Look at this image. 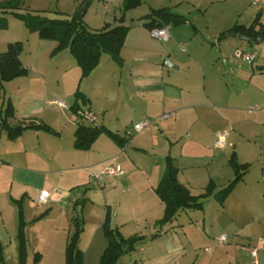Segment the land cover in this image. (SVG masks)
<instances>
[{
	"label": "crops",
	"instance_id": "crops-1",
	"mask_svg": "<svg viewBox=\"0 0 264 264\" xmlns=\"http://www.w3.org/2000/svg\"><path fill=\"white\" fill-rule=\"evenodd\" d=\"M250 1L252 2V0ZM155 2L157 3V0H154V4ZM253 4H256V0ZM263 6L260 5L261 9L257 11L255 19L258 16L260 18V23L256 27V30L263 29L264 31ZM223 18V20L217 23V27H213L212 32L214 33H212V37L215 39L213 45L219 48L221 59H224V63L222 68H218L210 74V80L208 82L205 74L202 80L196 79L195 76H189V78H185L180 82L177 79V73H171L170 71L167 73V70L176 68V72L183 74L178 64L173 61V64L171 62L165 64L166 55L169 57L167 51L151 52L149 50H143L141 48L142 46L138 45V48H134L132 54L130 53V55L125 56L127 52L125 51L127 41L121 52V64L115 62L108 55L109 57L105 65L100 62L99 66L87 77L88 79L93 76L94 80L98 79L93 89L101 92L102 88L106 87L109 76L111 75V78L118 79V83L121 85L124 74L126 73L125 70H127V80L130 81L132 86L130 99H138L143 102L144 109L142 117L146 120L155 121L156 125L158 123L159 126L162 125L159 128L162 135L166 132L168 135L173 136V140H169L168 138L169 145L167 146L159 139L156 142H150L149 145L146 143L143 144L142 147H150L155 151L157 148V166L149 169H145V166L141 168L139 164H134V167L126 169L125 166H129L130 162L123 156L127 153V146L129 144L125 148H121L109 138L122 151L119 149L114 151L113 145L108 141L102 144L99 149H108L112 153L110 152V155L99 160L100 163L95 167L97 171L89 175L90 179L97 183L95 184L97 187L89 184L81 188L83 199L87 200L83 211L88 204L94 203L92 197L95 195L100 196L103 200L104 207L103 219H105L106 211L109 208L113 215L116 212L112 226L114 227L113 223L117 222L116 228L119 229L125 238L133 235L145 237V240L140 242L134 251L138 252V258L135 259L134 264H246L245 261H242L243 259L251 263L249 250L245 249L246 251H244L240 247V243L246 240L249 243L248 245L251 246L255 239L264 234V224L261 221L264 217V190L262 191L259 187H253L249 179L251 174L250 169L252 168L251 164L254 161H260V178L264 182V65L256 66L257 71L253 72L251 80L249 81V87L245 90L236 91L229 88L226 80L227 76L229 77L231 74L225 71L226 65L232 66L233 79L241 80V68L240 66L237 69L235 68V59L238 58L236 54L240 48H237L234 38H237L238 35L231 33L230 30L235 25H243L248 28L254 23L255 19L250 25H246L240 24L239 20L234 18L230 20H226L225 17ZM119 22L120 20L116 18L115 25ZM187 23H189L188 20ZM171 32L170 29L171 38L165 43H169L174 37L177 39L178 37L180 38V33L177 30L174 33ZM224 34H226L225 37L223 36ZM261 38L264 41V37ZM63 53L71 55L69 51H64L60 54ZM247 53L256 55L257 59L259 57L256 52ZM169 58L171 59V56ZM161 59H163L162 62ZM190 61H192L191 58L185 63H189ZM166 65L169 67H166ZM115 66L122 68L121 71L118 72ZM25 67L29 70L28 66ZM202 71H204V68H202ZM253 83L255 87H253ZM105 90L107 91V89ZM106 94L105 104L108 105L112 101L114 91H107ZM84 95L88 99V105L92 108L94 105L93 100L97 96ZM242 98L244 100H250L249 102L257 108H251L255 109L254 111H250L254 112L252 117L244 118L241 115L242 113L240 111L242 110L237 105L240 104ZM116 99L117 104L122 99L121 95H117ZM53 101L50 100L46 103L54 110V112L50 113L63 116L65 114L66 116V110H68L67 105V108H63L51 103ZM23 104L22 108L14 107L16 111L15 118L10 120V125L13 127L41 126L37 122V117L46 110L43 105L45 104L43 99L28 100L24 98ZM113 105L115 106V103ZM107 107L102 106V108L97 109L99 113H103L101 116V123L103 125L101 126H105L109 130L118 133L121 137L130 138L131 141L129 132L115 131L107 126L109 124L105 125L106 114L104 113L108 111ZM79 111L76 112L78 116ZM89 111L96 116L98 115L93 109ZM192 111L196 113L199 111L200 117L199 115L198 117L200 119L205 118L206 120L204 128H202V130H205V135L204 131H202L201 138L206 137L208 145L212 143L217 148V134L226 133L228 135L226 146L224 148H217L220 150V153L214 156L206 154L199 156L187 155L185 157L184 155H171L173 148L178 143L177 139H182L181 131L183 129L184 131H191V128L189 127L188 129L187 126L191 116L190 112ZM207 111L211 113H206ZM211 120L216 123L211 124ZM69 121H71V117H69ZM78 121L90 125L82 119H78ZM97 121H99L98 116ZM117 121L118 124L121 123V127L127 124V120L123 119L120 115L117 117ZM141 122L143 121H139L136 124ZM51 129L53 131L27 128L22 136L12 141L9 140L7 133L5 135L2 134L3 129L0 119V139L4 138L2 140L8 142L6 143L7 150H0V161H2L0 179L8 176L11 177L12 187L10 192H8L12 194L10 198L19 200L24 197L23 207L26 220L29 222L27 227L28 240L33 235L34 227L41 222H48L47 220H50V218L52 220L55 212H68L74 209L70 214H67L68 221L65 220L66 224H71L67 239L69 243L75 230L74 218L79 217L77 213L79 205L77 206L76 202L83 200L75 195V187L79 186H76V182H82L84 177L80 173L71 170V168L55 167L56 161L59 165L62 162L67 163L77 153H71L72 151H69L70 154H68L65 143H63L64 136L62 132H58L53 127ZM76 129L74 130V141ZM146 130L147 128L141 132L136 130L137 137L145 134ZM42 132L54 135L56 141L45 137L46 135L42 136ZM193 135L192 132H189L188 140H192ZM103 136L106 135H102L90 150L76 149L74 142L71 150L79 153L94 152L93 150L99 147L100 140H102L101 138ZM33 138H38L39 144L44 145V147L46 146V153L41 159V162L45 161L46 169L32 166L28 162L29 151L27 147ZM193 141L200 143V140ZM46 142H51L52 144L47 145ZM10 143L14 145H9ZM203 144L205 145V143ZM227 147L233 149V153L236 154L240 164H249L250 169L225 202L221 204L216 198V194L235 178L234 170L230 165V158L233 153L230 157H226ZM206 148L208 149V146ZM139 150L144 153L146 152L145 149ZM255 156L260 159L256 158L257 160H254ZM167 157H172L175 166L179 169L178 181L186 186L192 195L200 196L205 194L206 188L211 182H214L215 190L214 194L204 201L203 210L181 211L173 227L166 231H160L158 223L164 217L165 205L157 195L155 189L165 174ZM160 159H164V165L160 164ZM182 159L185 160L186 164L183 165L181 163ZM119 160H123V163L117 162ZM196 163L203 165L207 175L204 176L202 174L198 178V176L193 175V171H189L194 170L196 167L194 165H197ZM111 166H121L124 174L119 177H103L102 172ZM55 175L59 177L56 188L52 190L46 189V185L54 179ZM93 176H98L99 178L95 179ZM37 182H41L42 185L39 196L42 191H47L50 194L47 202L41 206L38 204V197L36 206L43 210L38 214H36L33 207L34 204H32V195L35 193L33 189ZM13 192L16 193L14 194L15 196H13ZM45 212L46 215L39 218ZM50 229L48 237L50 234L56 233L57 230V228ZM245 231L246 233H244ZM156 234L157 236H155ZM222 235L229 237L227 242L220 244L218 243V238ZM16 237H18V233H16ZM102 244L103 248L101 251L104 252L107 244L104 242ZM257 247L259 248V246ZM208 248H212V250L207 251ZM263 250L260 253L259 249L260 264H264Z\"/></svg>",
	"mask_w": 264,
	"mask_h": 264
},
{
	"label": "rangeland",
	"instance_id": "rangeland-1",
	"mask_svg": "<svg viewBox=\"0 0 264 264\" xmlns=\"http://www.w3.org/2000/svg\"><path fill=\"white\" fill-rule=\"evenodd\" d=\"M3 1L7 0H0V3ZM21 1L22 4L19 12H31L49 19L59 20H72L75 16L78 18L81 9L87 5L82 18L91 32H98L106 26H113L116 23V18L121 20V18L124 17V25L130 28L126 37L127 44L125 51L127 52L125 53V56L130 55V53L132 54L134 48H138V45L142 46L141 48H143V50H149L151 52L167 51V54H169V57L171 56V59L166 55L165 64L168 62L172 63L173 61L178 64L183 71V74L176 72V68L167 70V73H169L168 71L171 73H177V79L180 82L185 78H189V76H195L196 79L202 80L204 74L207 76L208 82V80H210V74L213 73V71H216V69L222 68L224 63V59H221L219 48L216 45H213L215 42V39L212 37V33H214L212 32L213 27H217V23L223 20V17H225L226 20L234 18L239 20L240 24L250 25L255 19L257 11L261 9L260 5H264V0H256V4H253L250 0H157V3L155 2L156 5L154 4V0H144L136 9L126 11L124 10V0ZM165 7L170 8L175 14L184 16L189 22L181 26L169 27L172 31L171 33H174L176 30L180 33V38L178 37L177 39L174 37L169 43L151 38L150 31L143 27L146 22V15H148L153 9ZM262 8L264 9V6ZM0 16L2 17V20L3 18H6L5 21L7 23V28L0 29V54L5 52L10 44L22 42L23 51L20 54V58L22 63L29 68V73L25 77H21L11 82L0 81V113H3L6 110L9 102H12L16 108H22L24 105V98H27L28 100L43 99V102L45 103L43 105L46 110L37 117V122L41 124L38 129L47 130L48 128L50 131H53L51 129V127H53L58 132H62L64 136L63 143H65L68 154H70L69 151H72L71 153H77L72 157L73 160L71 158L67 163L62 162L59 165L56 161L55 167L71 168V170L80 173L84 177L82 182H76V186L79 185L78 187H75V195H77L78 198H84L81 190L84 185L90 184L93 186L97 184L94 180L90 179L89 175L90 173L97 171V168L95 167L100 163L99 160L112 153L108 149H99L100 146L108 141L113 145L114 151H117L118 149L121 150V148L111 142L107 136H103L101 138L102 140H100L99 147L93 150L94 152L79 153L71 150L74 142V130L80 124L78 119L81 120V117L78 116L74 110H71V107L74 105H76L79 110L93 109L94 112L98 114L99 121L96 123L87 121V123L96 126L103 125V123H101V116L103 113H99L97 109L102 108V106H108V111L104 113L106 114V124H104H109L107 126L115 131L129 132L128 134L131 137V141L127 146L128 151L123 156L130 162L129 166H125L126 169L134 167V164H139L141 168H144L145 166V169L157 166V148L155 151L150 147H142L143 144L146 143L149 145L150 142H156L157 139H159L167 146L169 145L168 138L169 140H173V136L168 135L166 132L162 135V132L159 130L162 125L159 126V123L156 125L155 121H152V125L150 128H147L146 133L137 137L138 134L135 130V124L139 121L146 120L142 117L144 104L138 99H130L132 86L130 81L127 80V70H125L126 73L124 74V79L122 80L121 85H119L118 79L111 78V75L109 76L106 87L102 88L101 92H97V89L94 90L93 86L96 85L95 83L98 79L94 80L93 76L88 79L87 77L82 79L80 66L72 55L55 53V49L58 45L57 42L39 38L38 34L29 31L23 21L16 19L10 14H0ZM2 20L0 19V21ZM234 41L237 44V48H240V52L244 54H248L247 52H256L259 56L253 66L240 58L235 59V68L237 69L238 66L241 68L240 81L233 79V73L231 71L232 66H225V71L228 74H231L229 77L227 76L226 80L229 88L236 91L245 90L249 87V81L251 80L253 72L257 71L256 66L264 65V41H262L261 37L257 40L245 41L240 39L239 35L237 38H234ZM108 57V55L102 56L101 63H103V65H105ZM190 58L192 61L185 63L190 60ZM162 60L163 59H161V62ZM115 67L118 72L122 69L117 66ZM202 68H204V71H202ZM254 85L255 84L253 83V87H255ZM105 89H107V91H114L112 101L108 105L105 104V97L107 95ZM78 90L87 94V96H97L95 97L96 99L93 100L94 105L92 108L88 103H83L82 98H76ZM119 94L122 99L116 104V96ZM50 100L62 102L67 105V115L51 114L50 112H54V110L46 104ZM249 101L250 100H244L242 98L240 104L237 105L239 109L242 110L240 112L244 118H249L254 115V112H250V109L256 107ZM114 103L115 106L113 105ZM190 113L191 121L189 120L187 127L188 129L190 127L191 131H184V129L181 131L182 139H177L178 143L175 148H173L171 155H184L185 157L187 155L199 156L206 154L214 156L220 153V150L215 148V144L214 146L212 143L208 145L206 137L201 138L202 131H204L205 135V130H202L205 125V118H199V111L197 112L198 114L195 111ZM206 113L211 112L207 111ZM119 115L127 120V124L123 127H121V123H117V117ZM69 117H71V121H69ZM215 123V121L212 122L211 120V124ZM189 132L194 134L192 140H188ZM5 133L6 131L3 130L2 134L5 135ZM42 133V136L46 135L45 137L56 141L54 135L44 132ZM2 139L4 138L0 139V150H7L6 143L8 142ZM143 139L144 141H142ZM193 140H200V143H195ZM203 143H205V145ZM46 144L48 145L52 143L46 142ZM9 145L14 144L10 143ZM206 146H208V149ZM27 149L29 151L28 162L32 166L46 169L45 161L41 162V159L46 153V146L44 147V145H40L38 138H33L32 141L29 142ZM139 149H145L146 152L144 153ZM227 149L225 156L230 157L234 151L229 147H227ZM256 158L257 157L255 156L254 160L260 159ZM122 161L123 160H119L117 162L123 163ZM164 162V159H160V164L164 165ZM181 163L183 165L186 164L184 159L181 160ZM196 164L197 165H194L196 166L194 170L189 171H193V175L198 176V178H200L202 174L204 176L207 175L203 165H200V163ZM251 166V174L249 176L251 185L253 187H259L263 191L264 182L260 178L261 163L260 161H254ZM56 175L54 176V179L46 185V189L52 190L56 188L59 179ZM41 186V182H37L33 189L35 193L32 195V204H34L33 207L36 214L43 211L36 206ZM95 186L97 187V185ZM11 187V177L8 176L4 179H0V264H66L67 239L70 233L71 224H66L65 220L68 219L67 214H70L74 209H71V211L68 212H55L52 220L50 218V220H47L48 222H41L34 227L33 235L30 240H28L27 235L28 251L26 258L22 262L20 243L18 237H16V233H18L19 230V206L16 201H19L22 198L19 200L10 198L12 194H9L8 192H10ZM97 189L101 191L99 188ZM195 192L197 193V191ZM14 194L16 193L13 192V196H15ZM92 198L94 203L88 204L84 211L81 212L82 205H79L77 209L79 217L82 216L84 221V232L82 233L79 243V248L83 251L84 264H99V258L103 252L101 251L103 248L102 243L104 242L107 244L102 228L104 222L103 200L100 196L96 195ZM115 213L113 219L116 217ZM261 221L262 224H264V217ZM113 225L116 227L117 222H114ZM50 228H57V230L56 233L50 234L48 237L51 230ZM244 233H246V231ZM258 239L259 237L255 239L256 241H253L251 246L248 245L249 243L246 240L242 242L240 241V247L246 251L245 248L259 246L261 253L264 244L258 245ZM137 258L138 252H132L124 255L119 260L118 264H134V261ZM242 261H245L246 264H252V259L251 263L249 261L247 262L245 259Z\"/></svg>",
	"mask_w": 264,
	"mask_h": 264
},
{
	"label": "trees",
	"instance_id": "trees-1",
	"mask_svg": "<svg viewBox=\"0 0 264 264\" xmlns=\"http://www.w3.org/2000/svg\"><path fill=\"white\" fill-rule=\"evenodd\" d=\"M124 10L128 11L139 7L144 0H124ZM21 0H7L0 3V14H10L16 19L23 21L31 33L38 34L43 40H51L58 43L55 53L69 51L77 60L81 69V78L88 77L100 64L104 54L109 55L118 64L122 63L121 52L126 42V37L130 28L124 25L123 19L113 26H106L98 32H91L85 24L83 18L76 16L72 20L49 19L31 12L21 13ZM2 20V17L0 16ZM6 18L0 21V29L7 28ZM144 27L149 31L155 28H166L181 26L187 23V19L179 14L173 13L169 8L152 10L146 15ZM260 23L259 16L250 27L235 25L230 32L235 35H244L257 40L264 37L263 29L256 30ZM227 34V33H226ZM226 34L223 36L225 37ZM23 51V43L16 42L10 44L7 50L0 54V81L11 82L28 75L29 70L21 61L20 54ZM76 98H82L83 103L87 104V97L79 90ZM72 110L77 112L79 108L74 105ZM15 108L12 102L8 103L6 110L0 114L2 129L6 131L9 140L15 141L25 132L27 128L38 129L40 126H17L10 125V120L15 118ZM47 130H49L47 128ZM106 135L121 148H125L130 138L121 137L105 126L87 125L81 122L75 131L74 147L79 150H90L96 141ZM230 165L235 173V178L219 193L216 194L218 201L223 204L228 196L233 192L250 169L249 164H240L236 154L230 158ZM179 169L175 166L172 157L166 159L165 174L155 189L157 195L165 205V214L158 226L160 231H166L174 226L177 216L185 210H203L204 201L214 194L215 184L211 182L203 195H192L190 190L178 181ZM24 197L16 201L19 206V230L18 240L20 243V253L22 262L26 258L28 251L27 227L29 222L26 220L23 207ZM87 200L77 201L76 205H82L83 211ZM46 215V212L39 218ZM38 218V219H39ZM113 214L108 208L104 223L102 225L103 234L107 241V247L100 257L99 264H118L119 260L127 254L135 251L137 245L145 240V237L133 235L125 238L118 228L112 226ZM74 233L72 234L66 249V264H84L83 252L79 248L82 233L84 232V221L82 216L74 218ZM157 236V234L155 235Z\"/></svg>",
	"mask_w": 264,
	"mask_h": 264
},
{
	"label": "built area",
	"instance_id": "built-area-1",
	"mask_svg": "<svg viewBox=\"0 0 264 264\" xmlns=\"http://www.w3.org/2000/svg\"><path fill=\"white\" fill-rule=\"evenodd\" d=\"M253 3H255V0H252ZM150 36L153 39L162 41V42H168L171 38L170 35V28L166 27V28H155L153 30L150 31ZM184 51V50H183ZM236 56L240 59H242L243 61L249 63V64H253L256 59L257 56L256 55H252V54H244L240 51L237 52ZM53 104H58L61 107H66V105L62 102H57V101H53L51 102ZM255 109H250V111H254ZM79 116L81 117V119L83 121H90L92 123L96 122L97 116L92 113L89 110H80L78 112ZM152 125V121L150 120H145L139 124L135 125V129L138 132L143 131L145 128H148ZM227 134L226 133H218L217 134V139H216V147L217 148H224L226 146L227 143ZM2 165V161H0V167ZM124 174V170L122 169L121 166H111V167H107L103 172H102V176L103 177H119L121 175ZM95 179H98V176H93ZM49 192L47 191H42L39 199H38V204L39 206H41L42 204L46 203L47 200L49 199ZM228 237L225 235H222L218 238V243L223 244L225 242H227ZM264 243V234L262 236L259 237L258 239V244H263ZM246 249V248H245ZM212 248H208L207 251H211ZM247 250H249L251 259H252V264H260V257H259V248L258 247H249L247 248Z\"/></svg>",
	"mask_w": 264,
	"mask_h": 264
},
{
	"label": "water",
	"instance_id": "water-1",
	"mask_svg": "<svg viewBox=\"0 0 264 264\" xmlns=\"http://www.w3.org/2000/svg\"><path fill=\"white\" fill-rule=\"evenodd\" d=\"M86 8H87V5H85V6L81 9V11H80V13H79V15H78V18H79V19H81V18L83 17V15H84V13H85V11H86ZM229 36H232V35H229ZM239 38L242 39V40H245V41H250V40H252L251 38H249V37H247V36H244V35H239ZM166 67H169V66L166 65Z\"/></svg>",
	"mask_w": 264,
	"mask_h": 264
}]
</instances>
